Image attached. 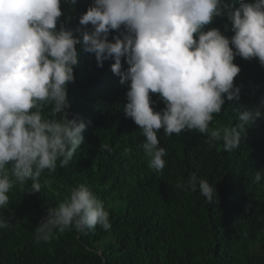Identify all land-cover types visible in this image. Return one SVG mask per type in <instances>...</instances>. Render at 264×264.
I'll use <instances>...</instances> for the list:
<instances>
[{"label":"clouds","instance_id":"obj_1","mask_svg":"<svg viewBox=\"0 0 264 264\" xmlns=\"http://www.w3.org/2000/svg\"><path fill=\"white\" fill-rule=\"evenodd\" d=\"M238 3L92 0L71 29L61 22V5L74 7L77 0H0V209L7 208L8 193L16 185L31 180L26 192L39 193L42 173L55 172L58 162L67 166L83 143L86 124L69 118L67 98L68 85L75 81L77 46L95 56L97 67L114 61L112 73L128 87L123 113L139 126L140 147L154 172L165 168L160 130L165 136L196 131L207 137L209 147L239 148L250 125L264 118L260 108L235 110L233 126L210 128L226 100L240 98L234 80L241 69L235 58L257 59L264 67V0ZM217 17L231 24L230 38L218 28L207 29ZM112 32L118 35L110 41ZM152 94L159 96L162 110H155ZM130 154V148L122 153ZM262 178L264 171L255 173L256 183ZM176 187L198 189L208 203L217 197L215 188L195 174ZM46 213L35 228L37 243L69 229L85 234L98 226L111 228L104 203L85 184L72 187ZM12 226L0 216V230Z\"/></svg>","mask_w":264,"mask_h":264},{"label":"trees","instance_id":"obj_2","mask_svg":"<svg viewBox=\"0 0 264 264\" xmlns=\"http://www.w3.org/2000/svg\"><path fill=\"white\" fill-rule=\"evenodd\" d=\"M91 3L62 4L61 22L75 29ZM210 28L233 35L226 17L215 18ZM113 35L118 33L112 32L110 41ZM77 50L75 81L68 85L67 98L69 118L86 124L83 143L67 166L58 162L55 172L42 173L39 193L26 192L31 180L10 190L0 216L13 226L0 230V264H264V178L255 182V173L264 171V118L250 125L231 152L220 143L209 147L207 137L196 131L165 136L160 130L165 168L156 173L140 147L144 137L139 126L123 113L128 87L112 73L114 61L97 67L93 54L81 46ZM234 63L241 69L234 80L240 98L226 100L210 128L233 126L235 110L264 112V67L257 59L236 57ZM126 68L122 60L121 71ZM152 100L155 110L163 109L157 94ZM125 148L131 149L127 157L122 155ZM192 174L215 188L213 203L198 189L176 187ZM80 184L104 203L111 228L98 226L85 234L69 229L37 243L35 228L46 209Z\"/></svg>","mask_w":264,"mask_h":264}]
</instances>
